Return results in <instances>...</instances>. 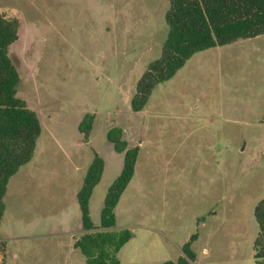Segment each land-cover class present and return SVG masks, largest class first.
<instances>
[{"label": "rangeland", "instance_id": "1", "mask_svg": "<svg viewBox=\"0 0 264 264\" xmlns=\"http://www.w3.org/2000/svg\"><path fill=\"white\" fill-rule=\"evenodd\" d=\"M169 0H0L19 19L10 56L17 96L41 122L33 159L11 178L0 264H87L78 193L96 155L105 162L90 198L100 225L124 154L135 173L115 208L133 238L120 264L176 263L193 235L191 264H256V203L264 198V34L193 55L159 84L144 110L131 99L168 33ZM93 115L89 137L79 126Z\"/></svg>", "mask_w": 264, "mask_h": 264}, {"label": "trees", "instance_id": "2", "mask_svg": "<svg viewBox=\"0 0 264 264\" xmlns=\"http://www.w3.org/2000/svg\"><path fill=\"white\" fill-rule=\"evenodd\" d=\"M166 13L168 33L160 57L151 62L136 84L131 109H145L154 89L170 80L198 52L233 44L264 34V0H169ZM20 21L0 11V226L5 212L4 198L11 178L29 163L35 154L42 126L37 113L17 96L20 75L10 56L18 40ZM94 116L86 115L79 129L86 138ZM107 139L118 153L124 154L121 173L110 187L101 211L100 225L90 216V198L102 179L105 162L96 155L78 193L83 233L74 247L86 257L87 264H120L118 254L132 238L129 229L117 231L115 208L135 173L138 147H130L124 130L113 127ZM258 235L254 242L256 264H264V198L254 208ZM193 235L183 247L184 257L176 263L191 264L196 257L191 249ZM0 244V252H3Z\"/></svg>", "mask_w": 264, "mask_h": 264}]
</instances>
